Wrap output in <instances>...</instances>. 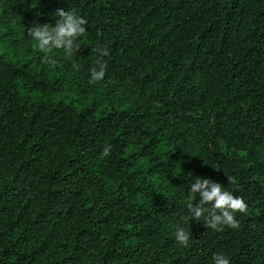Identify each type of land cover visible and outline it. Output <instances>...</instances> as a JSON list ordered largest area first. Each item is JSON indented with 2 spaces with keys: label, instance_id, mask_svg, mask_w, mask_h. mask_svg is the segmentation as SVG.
Instances as JSON below:
<instances>
[{
  "label": "trees",
  "instance_id": "obj_1",
  "mask_svg": "<svg viewBox=\"0 0 264 264\" xmlns=\"http://www.w3.org/2000/svg\"><path fill=\"white\" fill-rule=\"evenodd\" d=\"M58 8L87 25L52 63L27 29ZM197 177L245 200L238 228L190 220ZM216 253L264 264V0H0V264Z\"/></svg>",
  "mask_w": 264,
  "mask_h": 264
},
{
  "label": "clouds",
  "instance_id": "obj_2",
  "mask_svg": "<svg viewBox=\"0 0 264 264\" xmlns=\"http://www.w3.org/2000/svg\"><path fill=\"white\" fill-rule=\"evenodd\" d=\"M55 24H40L34 22L28 27L27 34L33 39L34 47L44 53L45 61L54 63L49 59V53L53 49H62L66 54L71 55L79 49L75 42L86 31L87 20L80 17L71 10L65 11L58 8L55 12ZM99 58L96 66L90 69V83L98 82L105 76L106 64L103 57L107 52L101 48L95 49ZM110 154V146H106L103 152L104 156ZM228 184H236L235 177L226 176ZM189 200H195L199 196L198 203L189 202L187 205L190 213V220L200 221L204 218V226L216 231H222L223 226L233 229L238 228L239 222L235 217L236 212H246L248 205L242 197L235 196L233 192L226 190L224 185L211 179H201L197 177L188 189ZM211 205V208L207 207ZM207 213V215H205ZM191 233L183 228L176 231V240L182 245L187 246ZM212 264H230V260L224 253H216L212 257Z\"/></svg>",
  "mask_w": 264,
  "mask_h": 264
}]
</instances>
